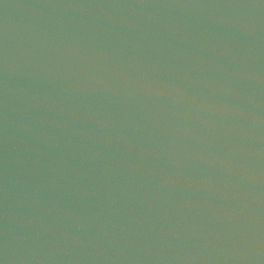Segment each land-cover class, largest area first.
I'll return each instance as SVG.
<instances>
[{
	"label": "water",
	"instance_id": "obj_1",
	"mask_svg": "<svg viewBox=\"0 0 264 264\" xmlns=\"http://www.w3.org/2000/svg\"><path fill=\"white\" fill-rule=\"evenodd\" d=\"M0 264H264V0H0Z\"/></svg>",
	"mask_w": 264,
	"mask_h": 264
}]
</instances>
